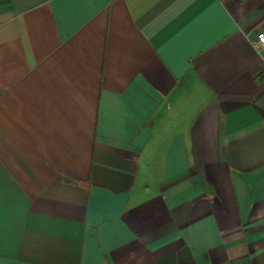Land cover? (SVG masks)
Instances as JSON below:
<instances>
[{
  "label": "crops",
  "instance_id": "obj_1",
  "mask_svg": "<svg viewBox=\"0 0 264 264\" xmlns=\"http://www.w3.org/2000/svg\"><path fill=\"white\" fill-rule=\"evenodd\" d=\"M264 0H0V264H264Z\"/></svg>",
  "mask_w": 264,
  "mask_h": 264
},
{
  "label": "built area",
  "instance_id": "obj_2",
  "mask_svg": "<svg viewBox=\"0 0 264 264\" xmlns=\"http://www.w3.org/2000/svg\"><path fill=\"white\" fill-rule=\"evenodd\" d=\"M251 45L260 56L263 65V74H264V32H260L251 39Z\"/></svg>",
  "mask_w": 264,
  "mask_h": 264
}]
</instances>
